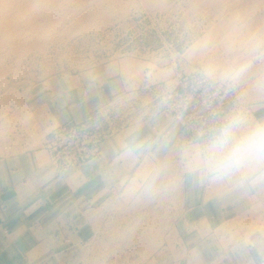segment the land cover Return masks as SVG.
I'll return each mask as SVG.
<instances>
[{
  "label": "rangeland",
  "instance_id": "obj_1",
  "mask_svg": "<svg viewBox=\"0 0 264 264\" xmlns=\"http://www.w3.org/2000/svg\"><path fill=\"white\" fill-rule=\"evenodd\" d=\"M262 53L264 0H0V155L44 147L59 120L47 114L49 100L59 92L110 83L114 93L106 104L122 124L134 125L158 111V95L179 76L237 84L235 101L212 118L213 133L238 115L234 138L246 135L264 125V62L255 61ZM214 134L147 159L102 210L84 261L177 260L184 243L175 224L180 184L193 171L208 187L206 199L225 206L206 214L227 219L223 235H233V243L258 244L257 264H264V157L221 172L242 179L250 193L229 185L209 163Z\"/></svg>",
  "mask_w": 264,
  "mask_h": 264
},
{
  "label": "crops",
  "instance_id": "obj_2",
  "mask_svg": "<svg viewBox=\"0 0 264 264\" xmlns=\"http://www.w3.org/2000/svg\"><path fill=\"white\" fill-rule=\"evenodd\" d=\"M63 93L49 100L47 114L57 122L83 118L113 98L114 90L110 83H93ZM192 140L181 117L156 112L138 124H122L103 141L101 158L68 171L57 170L42 146L0 155V264H87L85 247L97 237L102 210L115 191L147 159H163L172 146ZM221 172L229 185L242 187V179ZM196 177L193 171L182 175L175 224L184 230V243L181 256L166 264H257L258 244L233 243V235H223L227 219L206 214L225 206L217 197L206 199L208 187Z\"/></svg>",
  "mask_w": 264,
  "mask_h": 264
},
{
  "label": "built area",
  "instance_id": "obj_3",
  "mask_svg": "<svg viewBox=\"0 0 264 264\" xmlns=\"http://www.w3.org/2000/svg\"><path fill=\"white\" fill-rule=\"evenodd\" d=\"M255 61L264 62V53ZM239 87L233 81L212 80L203 75L179 76L171 88L158 95V111L182 118L183 127L193 139L214 134L212 118L224 112L237 98ZM214 114L209 116L208 111ZM122 123L109 104L90 108L83 118L52 122L44 147L57 170L83 166L102 156L103 141L117 132Z\"/></svg>",
  "mask_w": 264,
  "mask_h": 264
},
{
  "label": "clouds",
  "instance_id": "obj_4",
  "mask_svg": "<svg viewBox=\"0 0 264 264\" xmlns=\"http://www.w3.org/2000/svg\"><path fill=\"white\" fill-rule=\"evenodd\" d=\"M241 119L238 115L228 118L213 135L209 156L213 170L227 171L237 167L243 159L264 157V125L234 138Z\"/></svg>",
  "mask_w": 264,
  "mask_h": 264
}]
</instances>
